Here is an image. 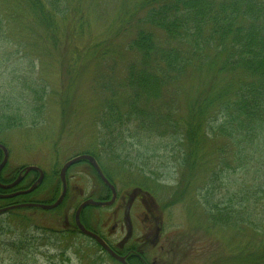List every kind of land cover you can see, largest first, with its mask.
<instances>
[{
    "label": "rangeland",
    "instance_id": "374dc122",
    "mask_svg": "<svg viewBox=\"0 0 264 264\" xmlns=\"http://www.w3.org/2000/svg\"><path fill=\"white\" fill-rule=\"evenodd\" d=\"M17 1L2 0L0 12L7 14ZM135 1L107 0L102 17L107 16L101 22V30L102 25L109 26L114 21L123 4ZM12 19H8L6 38L0 41V60L6 59L0 65V99L10 89L7 95L17 104L0 102V115L9 112L5 109L10 104L17 111L16 116L20 115L23 120L19 127L0 131L1 144L8 150L4 177L9 178L11 172L27 165L37 166L44 172L39 188L25 200L55 199L61 190L58 172L62 165L75 155L95 149L99 154L98 165L117 194L130 196L126 205L133 234L127 244L141 246V237L154 233L156 226L161 228L157 245L147 243L144 247L148 263L155 260V264H264L263 260H257L256 252L260 248L264 254L261 222L264 216L260 214L264 195L259 191L248 194L247 176L242 179L240 170L232 173L223 169L219 181L204 183L215 165L211 155L215 150L211 149L219 140L204 142L205 148H209L205 150L208 165L194 168L191 177L176 166L174 150L166 147L169 143L162 137L145 138L142 147L148 148H141L128 137V131L122 151L116 140L110 145L107 141L99 145L97 116L102 96L101 76L121 66L122 60L117 57L126 61L130 55L123 51V38L112 43L116 52L113 57L100 58L92 51L82 56L79 64L72 65L68 54L46 57L50 54L39 49L40 42L28 34L22 23L27 19L25 14ZM85 41L86 38L78 39L76 48L79 50ZM30 88L47 89L41 113L25 109L33 103L29 97L24 98ZM175 115L179 116L177 108ZM111 151L120 157L111 159ZM1 158L0 151V161ZM36 176L31 173V177ZM66 183L65 199L55 209L22 208L0 214V264H119L72 225L77 205L84 199H97L107 189L86 161L67 169ZM226 205L225 217L218 223H210L212 214ZM247 205L253 207L250 215ZM118 206L119 203L88 207L82 212L85 225L108 240L109 237L116 239L118 229L112 227L122 222ZM9 240L15 244L20 240L27 254H15V249L6 245ZM249 250L253 252L249 254Z\"/></svg>",
    "mask_w": 264,
    "mask_h": 264
},
{
    "label": "trees",
    "instance_id": "16d2710c",
    "mask_svg": "<svg viewBox=\"0 0 264 264\" xmlns=\"http://www.w3.org/2000/svg\"><path fill=\"white\" fill-rule=\"evenodd\" d=\"M106 1L19 0L7 14L0 12V41L7 36L8 19L22 14L27 17L22 23L28 34L50 54L46 57L68 54L72 65L92 51L100 58L113 57L112 43L123 38V51L130 55L126 61L117 57L121 66L101 76L99 145L116 140L122 151L129 137L148 148L142 147L145 138L162 137L174 150L176 166L191 177L194 168L208 165L205 150L209 148L204 142L217 139L211 149L215 165L204 183L219 181L223 169L240 170L242 179L247 176L248 194L264 195V0H137L123 4L114 21L101 30ZM81 38L86 41L78 50L76 41ZM5 61L0 60V65ZM9 90L0 102L17 104L7 95ZM29 92L24 98L35 105L25 109L41 113L47 89ZM11 108L7 104L9 112L0 115V131L22 124V117ZM87 153L98 160L97 150ZM110 153L111 159L120 157L116 151ZM6 167L0 172L2 182L18 173L14 170L6 178ZM32 181L29 173L16 187L24 189ZM25 197L4 199L1 205L25 202ZM226 208L215 211L210 223L223 219ZM252 209L247 205L249 215ZM6 245L19 256L27 254L20 240ZM256 252L257 260L264 262L261 249Z\"/></svg>",
    "mask_w": 264,
    "mask_h": 264
},
{
    "label": "flooded vegetation",
    "instance_id": "af4514ba",
    "mask_svg": "<svg viewBox=\"0 0 264 264\" xmlns=\"http://www.w3.org/2000/svg\"><path fill=\"white\" fill-rule=\"evenodd\" d=\"M110 197V192L106 191V194L104 192L97 197V200L99 201H106L107 197ZM129 195H118L116 193L115 199H114V204L119 203V210H121V217H122V222L118 227H112L117 230V235L116 239H112L109 237V240L107 239L106 236H102L100 232H97L98 235L102 237L104 242L110 247V249L116 253L117 255L123 257L126 261L127 264H155V260L149 263L147 262L148 258L146 257L144 247L147 246V243L152 244V246H156L157 242L159 241V234L161 231L160 227L155 228L154 233L150 232L145 234L144 238H140L141 246H129L127 243L129 239L132 236V229L129 226V217L127 214V209L128 205H126V201L129 198ZM124 225V226H123ZM124 229L126 231H124ZM125 233V234H124ZM124 235V236H123ZM123 238H120L122 237ZM142 236V234H141Z\"/></svg>",
    "mask_w": 264,
    "mask_h": 264
},
{
    "label": "water",
    "instance_id": "95a60500",
    "mask_svg": "<svg viewBox=\"0 0 264 264\" xmlns=\"http://www.w3.org/2000/svg\"><path fill=\"white\" fill-rule=\"evenodd\" d=\"M0 148L2 149L3 151V158L0 162V170L2 169V167L5 165L6 161H7V157H8V153H7V150L4 148V146L0 145ZM81 159H86L88 160L93 166L94 168L96 169L98 175L100 176V178L104 181V183H106L110 189L112 190V193H113V197H114V189L111 185H109L108 181L104 178V176L102 175V173L100 172L99 168L97 167L94 159L89 156V155H79V156H76L70 160H68L67 162L64 163V165L62 166V168L60 169V172H59V177H60V180H61V183H62V192L60 194V196L57 198V200L51 204H43V203H28V204H21V205H15V206H11L10 208L12 207H18V206H29V207H38V208H41V209H51V208H54L55 206H57L64 194H65V191H66V185H65V172H66V169L73 163H75L76 161H79ZM31 170H35V171H38L39 173V177L37 178L36 182L33 183L28 189L26 190H20V191H16V192H13V193H10V194H7V195H0V197H13V196H16V195H20V194H26V193H29L31 192L37 185V183H39L41 180H42V177H43V173L42 171L35 167V166H27L24 168V173H27ZM21 179V176L19 175L13 182L9 183V184H1L0 183V188L2 189H9V188H12L14 187ZM113 201V199H111L109 202H107L106 204H110L111 202ZM88 204H95V205H99L101 204L100 202H94L90 199L88 200H85L76 210L75 212V222H76V225L78 226V228L80 229V231L86 235H89L91 237H93L94 239H96L101 245L102 247H104L114 258L120 260V261H123L122 258L116 256L113 252H111L108 247L98 238L96 237L93 233L87 231L83 226L82 224L80 223L79 221V213H80V210L85 206V205H88ZM7 209L9 208H2L0 209V213L6 211Z\"/></svg>",
    "mask_w": 264,
    "mask_h": 264
}]
</instances>
